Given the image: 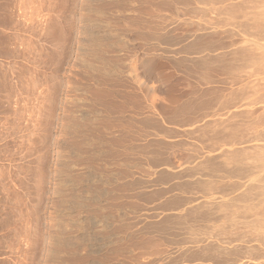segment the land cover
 Returning <instances> with one entry per match:
<instances>
[{"label":"rangeland","instance_id":"rangeland-1","mask_svg":"<svg viewBox=\"0 0 264 264\" xmlns=\"http://www.w3.org/2000/svg\"><path fill=\"white\" fill-rule=\"evenodd\" d=\"M187 1L188 0H180V1L179 0L177 1L176 0L175 1L174 0H168V1L167 0H65L64 15L63 17H59V25L57 26L59 33L54 34L53 29H55V26L53 28L52 24H50V32L48 35L49 36L48 51H47L48 54L43 56L34 55L32 57H27L23 61L18 62L16 66V71L14 73V81L12 82L11 87L4 88L2 87V85L0 86L1 87L0 92L2 93V95L9 96L11 99L10 104L0 105V114H1L0 117V260L1 261L9 262L10 264H153V262L154 264H161L164 263L165 260L168 261L171 258L173 261L170 259L169 260L170 264H182L181 263L182 261H184L186 264H200V263L202 264L203 261L207 260V258H202V259L200 258L201 260H199V258H194V257H193L194 259H192V257L188 258L183 255V252L185 250L187 251L189 247L190 249L198 247L200 243L198 242V239L202 235L204 236H202L199 240L203 242V243L201 242L202 244H205L204 243L205 238L203 237H208L204 233L205 230L208 228L210 229V227L213 226L214 229L217 230L216 223H214L213 221H215V219L217 220L220 215L214 213L212 216L210 215L211 216L210 218L207 217L209 218V220L206 217L204 219L202 218L203 220L207 219L210 222L211 220H213L212 223L210 224V222H207V220L203 221L201 219V215L194 217L188 215L189 218L188 217L186 218L187 215H185V213L187 212H184L185 215L184 217L183 211H186L189 208L187 206L191 202L193 203L195 201V203L193 204L191 203V206L195 204H199L201 201L210 199L211 195H213L211 199L215 201L214 197H218L220 201L221 194L227 195V189H229L228 187H230V184L233 185L232 183V181H234L233 178L237 179L238 177L235 176L232 178L231 176L233 175L229 177V176H222L221 174H215L217 179H215L214 175H212L213 178L211 176L208 177L209 174H207L208 172L206 170L205 173L204 170L203 172H198L202 170L200 168H197L196 165H199L200 167H202L203 165H201L202 163L197 164L198 163L197 161L199 160V158L201 159V161H203L202 159H204L205 154L207 156L208 155L213 156L214 154L215 156L214 158H217L218 162L219 160L222 161L225 159L223 153L226 148L229 149V151L230 150L237 151L238 149L240 151L241 146L242 147L245 146L246 148L248 145H250V143L245 142L244 144V142L243 143L241 142L242 144L239 143L238 145H235L234 148H228V145L225 146L221 145L222 139L219 140L220 137L219 138L217 137L216 131L215 134L213 133L215 136H213V134L211 135V133L213 132L211 130H216L217 129L216 126L218 124L221 123L222 126H224L223 124H225V126L227 124L228 127V125L230 126L234 124V122L236 121L234 124L236 125V123L238 124L239 120L241 119L243 120L244 117L241 116L237 117L232 112L236 110V108L234 109V107L231 108L230 106H227V104H229L227 102L230 101L229 98H231L228 97V92L230 93L231 90L227 85L228 83L223 82V80L228 81V79L227 76H224L226 74L225 72L223 73L222 71L220 72L221 69L218 67V65L216 66L218 68H215V66H213L214 70L213 67L210 68L212 65H210V67L208 66L207 68L206 66L200 68L203 71L212 69L211 71L208 70L211 74L209 72H207L209 75L205 74L206 72L203 74L206 75V77L210 78V80L208 79L209 82H206L207 79L204 80L205 76L202 75L203 73L202 71H200L198 68L197 70H195L196 66H194L193 64L194 63L193 59H195L196 61L198 59L197 55L204 50L205 51L198 56L199 58L204 56H206L207 58H210L211 56L212 58V56H216V53H220L217 55H223L225 53L226 56H229V57L226 56L225 57L229 59L230 55L227 53L230 52H228L229 50H227L226 47L225 49H221V48L215 49V47L218 46L216 45V43L217 42L219 43V40L220 41L223 40L220 43L221 44L223 43L222 45L224 46L225 44L224 42L226 41L227 43L229 39L227 38L224 41L226 37L224 38L223 37L224 35H222L221 31L215 28L216 19H214L215 16L213 14L200 13L199 12L200 10L198 11V9H196L197 7L195 6V2L193 0H189L188 1L189 3L186 4ZM172 3L174 4L173 6ZM190 7L193 8L196 7V8H194L193 10ZM187 9H189V11L192 9L193 11L189 12ZM195 9L197 11H195ZM140 24L143 26V29L142 26H140ZM150 25L152 29L149 28ZM153 25L155 26L154 30L152 27ZM206 26H209L210 29L209 27ZM211 26L216 30H218L219 33H217L218 31H215V29L213 30L214 32L211 31L212 30ZM204 27H206L207 30L209 29V32L206 29H204ZM200 28H202L203 32ZM152 30L154 31V33L152 32ZM155 30L159 33V35L161 32H165L167 36L164 33H162L161 34L162 36L160 38V36L156 33ZM107 31L108 33H106ZM150 31H151L150 37L153 36V39L154 40L156 39L157 42H159L160 40L159 45L156 41L153 43L154 40L151 41L149 39L150 37L148 32ZM168 31L169 34L167 33ZM197 31L198 33L199 31H201L202 34L205 32L203 34L204 36L206 34L207 35L209 34L208 36L207 35L206 36L207 38H209L208 43L212 40L211 41L212 43L211 42L209 43L212 46L210 47V49L207 48L206 46V49L199 51L198 53L196 52L197 54L196 53L191 54V52H194L196 50L192 51L190 49L187 51V47L184 45V43L185 41H186V45H187V41L188 43H190L191 42L190 40L191 39L193 40L194 37L196 36L195 34L197 33ZM206 31L208 33H206ZM100 32L102 33L105 32L106 35L107 34L108 35L105 36V33L100 34ZM113 32L116 34H114ZM98 33L100 34V37H98L99 36ZM138 33L140 34L138 35ZM155 33L158 35L160 39L156 37L157 35ZM198 33L197 35H199ZM216 33L220 35V37L216 35ZM111 34H113L114 36H111ZM191 34L192 36L190 37ZM147 35L150 42L154 45H157L155 48L152 44H150L151 46L148 44L150 43L149 40L148 43L146 42ZM215 35L219 38H217ZM206 36L204 38L202 37L203 40H205ZM214 36L215 39H217V41L214 40ZM162 37L164 38V40L167 39L166 37H169V40L166 41L173 40L172 41L173 43L170 41L173 46L171 47L173 48L171 49L172 51L168 46L170 42H165V41L163 42ZM118 40L119 41L121 40L120 42L122 43H120ZM142 41L147 44L145 43L143 44ZM205 41H207V39ZM94 42H97L98 45L96 46L97 43ZM203 42L201 39L200 44L202 43L201 45H204ZM208 43L205 45H208ZM140 45L142 47H140ZM92 46L94 49L92 48ZM118 46H120L121 48ZM180 46H182L181 47L183 48L182 50ZM149 48H151V50ZM162 48L165 49L163 50ZM179 48L181 51L183 50L185 51H183L182 53L179 50ZM154 49L159 50V52H157ZM166 49L169 50L167 51ZM173 50H175L174 53ZM206 50L207 53H205ZM224 50L225 51L227 50L226 51L227 53L224 52ZM151 51L153 52L156 51L157 54L159 53L157 55L158 58L160 53L162 55V57L160 56L161 58L164 57L166 58V59L164 58L165 61L163 60L164 63L162 62V60H160L161 61L160 63L164 65L162 69L160 67L162 65L159 64V60L157 56H155L156 53L154 55L151 53L150 54L153 57L152 58L153 60L156 57L154 61L157 62H154L153 60L151 61L150 58L151 56L149 54V52ZM169 51H171V53ZM178 51H180L181 54ZM222 51L223 54H221ZM209 53L210 54L214 53V54L209 55ZM146 54L149 55L150 57H148ZM207 54L209 56H207ZM138 55L143 57L141 59H145V60L147 59V61H149L150 64L152 62L155 67H151L149 62L145 60L144 62L143 60H141ZM184 56L186 59L184 61L186 62L183 61ZM133 57L137 60L140 59V61H137L138 64H136L135 71H137V69H138L137 73H140V71L142 72L144 71L143 73L141 72L142 75L138 74L137 76H134L136 72L133 71L134 72L133 73L130 70L131 69L130 63L131 60L134 59ZM179 57L180 58L183 57L181 58L183 63L181 62V59L179 60ZM101 58L105 60V63L106 61L109 60V65L112 70H114L115 67H118L116 68L117 69L116 72L115 70H114L115 73L109 72L112 70L110 68L107 69V67H109L107 64L108 62L105 65H103L104 62H102ZM169 59L170 60L172 59V62L173 60L175 62H173L172 64ZM176 59L178 60V62L179 61L180 62L176 63L177 62ZM188 60L190 63V64L188 63L189 68L185 66ZM190 60H192V62ZM85 61L87 62V64ZM128 61L129 63H127ZM168 61L170 63L166 64ZM88 62L90 63L89 65ZM91 63L93 64V66L98 65L97 66L98 69L102 68L101 69L102 71L99 70L100 72H96L98 71V69H96L97 67L92 68ZM101 63H102V67H101ZM111 63L113 64L111 65ZM147 63L149 64V66ZM155 63L157 64L155 65ZM174 63L175 65L179 64L182 67L184 66L183 67L184 69L180 68L179 65H178L179 67L177 65L175 66ZM191 63L195 67L193 70ZM145 64L148 66L147 67L149 68L148 70L146 69ZM214 64L216 65V63ZM157 66L158 68L160 67V70L156 68ZM152 68L153 69L155 68L157 72L158 71L160 72L159 73H157L156 71L152 72L153 70ZM163 68L166 72V74L164 75L162 74L163 72L161 71L163 70ZM119 70L120 72H118ZM185 70L188 71L189 75L187 72H184ZM191 70L193 72H191ZM213 71L214 72L218 71L219 75H217L218 73L217 72L214 74V77L210 76L213 75L212 74ZM104 72L107 74L110 73V75L104 74ZM117 72L119 74H117ZM168 72L170 76L167 74ZM131 73L133 76L131 75ZM160 73L164 77H166L165 75L169 77L164 78L162 76L161 78L160 77L161 75H159ZM191 73L195 74L196 77L200 75L199 77L203 79L200 81L199 77L197 79L195 78V75H193L194 77L191 76L192 75ZM148 74H150L149 76L153 75V77L152 76L150 77L152 78V80L149 78ZM154 75H157L159 77L157 78ZM215 75H216V79L218 78L217 79L218 81L214 80L213 82V79H215ZM131 76L133 78L134 77L135 78L138 77V78L133 80ZM141 76L143 77L141 78ZM139 78L140 80L142 79V81H139L140 83L136 82L137 80H139ZM160 78L161 79L164 78L163 80L168 78L167 80L168 81L170 80L171 83L172 82L173 83L171 84L170 81L168 82L167 80L166 82L164 81L163 83H161L162 81H160ZM219 79H221L222 81ZM126 80H128V82ZM203 80L204 82H202ZM149 81L152 84H154L151 85V88H149L150 87L149 85L150 83H148ZM210 81L211 83L213 82L212 85H214L215 88L214 86H211ZM215 81H217L216 84ZM144 82L148 84L142 85L144 84ZM167 82L169 83L170 86L167 85L168 84ZM137 83L139 85L141 84L142 86L140 85L141 87H139ZM162 84L163 86L165 85L166 87L168 86L171 88H172L171 85H173L174 90L172 89L169 91V89L171 88L167 87L169 93L173 91L171 92L173 95L172 96L170 95L172 101H174L173 100L175 96L174 93H176L175 100L177 99L176 98L177 96L178 99H180L179 98L180 96L181 98L184 97L181 99L180 103L185 100L184 101L185 104L183 103L185 105L184 106L185 114H183L184 113V110L182 109L183 107L181 108L178 105L179 103V101H177L178 99L176 100L178 105L176 108L174 107L176 106V103L173 104L174 106L171 104V102H169L170 104L169 103L167 104L169 99H166L167 94L166 95L164 94L166 92L163 89L165 87L163 86H162L163 88L161 87ZM133 85L134 86L138 85L137 87L139 88L144 87L145 89L144 88L137 89V87L136 86L134 87ZM222 85H223L222 89L228 88L229 90L227 89L228 92L225 90V93H227L225 94L223 93L224 91H222L221 89L220 92H222L223 95L221 94L218 96L219 93L218 91L220 88L219 86ZM189 86H191V88L188 89ZM193 86L196 90L193 88ZM131 87H133L134 89ZM212 87L213 90L211 89ZM135 88L138 90V92H136ZM148 89L155 90V92H152L150 90V92L152 93L150 94ZM207 89H210L209 90L210 96ZM130 90L132 93L130 92ZM143 90H146L147 93L149 92L148 93L149 95H147V93H145ZM175 90L177 91L175 92ZM199 90L202 91V93L203 92L205 93L207 90L206 93L208 95L206 94V96L208 97L206 96L204 97L205 94L201 96L200 93H197ZM156 92H158L157 98L156 96H154L156 95ZM136 93H139V95H137ZM196 93L199 95H197ZM135 94L137 95V97ZM142 94H144L145 96ZM184 95L187 97H185ZM194 95L198 96L197 99L195 100L198 101L200 100V102L202 101L203 98L205 100V98H210L211 95L212 97L213 95H215V97H219V98L213 97L212 99L213 100L217 99V100L212 101L211 98H210L211 101L207 99L206 100L208 102L210 101L211 103L213 102H217L219 104L221 103V105L225 103V106L227 107V109H229V111L226 110V107H222L223 105L221 106L217 104L218 106H221L220 108L222 109L225 108V110L221 109L220 111V108L215 103L211 104L210 107L207 105L208 102L206 100L205 101L207 102V104L204 103V101L203 103L201 102L200 104V102L194 101V97H195ZM224 95H227L225 96V98L227 99L228 97L229 99V100L227 99L228 101L227 100L225 101V99L223 100ZM146 96L147 97L149 96V98L155 97L156 98L155 101H157L158 103L159 100V104L157 105V103L154 102L153 107H151L152 101L147 99ZM190 96L191 97L194 96V97L190 98ZM186 98L190 100L188 101ZM165 99L166 102H162L165 101ZM218 99H220L221 102H219ZM222 100L224 102H222ZM186 101L191 103L192 101H194V103L195 102L199 103V104L195 103L198 108L196 107V105L194 108L193 107L194 104L191 108L190 103L188 104ZM232 102L233 101L231 100L229 105H231ZM149 103L150 105L148 106ZM155 103L158 106V107L156 106L157 108L154 107ZM186 104L188 105L186 106ZM203 104H206L207 108L204 107ZM170 105L173 106L174 108H172ZM199 105L200 106L202 105L201 106L202 108L204 107L203 109H201L202 111L199 109L200 107ZM188 106H189V110L187 109ZM257 106L259 105H256L255 108H257ZM178 107L181 113H178L179 111L178 112L176 111L178 110L177 109ZM152 108H154V110ZM190 108L192 110L193 108L195 109L193 110V113L195 111V114L190 113L192 112ZM186 109L188 110V112L190 111L189 112L190 114H192V117L194 118L193 121L190 120V118L192 117H190L191 115L188 114ZM212 110L213 112H211ZM200 111L202 114H204L205 112L207 114L204 115L201 114L203 116L201 117V115H199ZM226 111H228L227 112L228 114L232 112V114L236 116L237 119L236 117L232 118L231 117L232 115H228L227 113L226 114L228 116H225L224 113ZM173 112H177L179 115L180 114H182L183 116L185 115V117L182 116L183 118H185V120L181 116H178L177 113L175 114ZM186 114L189 115V118L187 117ZM5 115L9 116V120L4 119ZM148 115L150 117L152 116L151 118L153 119H151ZM176 115L180 119L184 120L183 121L184 123L187 117V119H189L188 122L191 121L189 122L190 124L193 122L191 124L192 126L187 122L186 124L181 123L182 120L177 119L178 117ZM226 117H228V119L232 118V120L234 121L231 120V124H230L228 123L230 122V120H228L227 122ZM216 118L217 121L215 120ZM219 118H221L222 120ZM154 119L157 121H155ZM142 120L143 121L145 120L146 122H143ZM150 120L152 123L150 122ZM223 120H226L225 121L226 123L225 122L222 123ZM203 122L205 123L208 122L206 123V125H210V124L212 125L213 123V125L211 126L212 128L214 127L215 124L216 129L215 128L211 129L210 126H207L209 128L205 130L206 126L203 127L202 125L204 124H201ZM147 123L148 126L146 125ZM8 124L10 126L9 130L5 129V126H8ZM198 127L199 128L203 127L204 128L203 130L206 131L207 133L203 132V130L200 129L202 131L201 134V131H198L199 129L196 130ZM186 130L187 131L189 130L190 132L189 131L187 132ZM242 130H238V131L242 132ZM203 133L206 134L204 135ZM242 135L241 138H243ZM202 136H204L203 138L206 137L207 139L206 138L200 139V137L202 138ZM212 136L214 138L216 137L217 140L219 141L218 143L217 140L213 138V140H216L214 143L217 142L219 144L218 145L216 143L218 146H216L215 144L216 148L213 145L214 144L212 142L213 140H211ZM238 139L240 140V137ZM153 143L154 145H152ZM254 143H260V142H254ZM250 146H251V148L249 147L250 150L254 148L252 147V144ZM155 147L156 149L160 150V152L156 150ZM212 147L215 149H213ZM151 149L154 151L150 152ZM193 149L195 150L193 151ZM242 149H244V147ZM207 151H209L210 153L208 154ZM218 151L222 154H220ZM245 152L248 153L247 149ZM251 152L253 153V149ZM251 152H249L250 155L252 154ZM150 153L153 155H151ZM226 153L228 152L226 151ZM215 154L217 156L218 154L219 156L222 155L223 157L219 158V156L217 157ZM147 158L149 159L148 160L149 162L147 161ZM150 159L153 160L154 163H152ZM214 161H216V159ZM220 162L218 164H220ZM159 163L161 165H159ZM192 165H195V167ZM189 167H191L190 168L191 170L189 169ZM192 168L193 169L196 168L198 172L197 173L198 176L199 173H202L201 174L202 176L200 175L199 176L200 178H198V176H196L197 174L195 173L196 169L193 170ZM202 168H204V166ZM184 170H186L188 174ZM156 171L158 172L160 171L159 172L160 175H158L159 173ZM179 173L182 175H180ZM205 174L206 176L208 175L206 179L208 180L209 178V180L211 179L212 182L216 180L215 182L217 183L218 178L224 179V180L222 179L218 180V182L221 180L223 181V182L221 181L220 185H218L220 183L219 182L217 183L218 186H216V183L215 186L214 185L212 186V188L213 187L215 188V190L213 189L214 191L217 190L218 191L217 194L212 190L211 191L215 194L209 191L210 193L206 195L207 197L209 196L208 199H206L205 196L207 190L205 189L206 190L205 192V190H203L201 187L199 188V186H197L198 188L197 187L196 188L201 190L199 192L192 193L194 189H195L194 191H197L195 186L198 184L199 181L205 179L204 178L206 177ZM189 175H191V177ZM219 175L220 177H217ZM227 177H229L230 179V180L227 179V181L231 182L229 183V185L228 184L226 185L227 181L225 178ZM191 178H194L193 179L194 183L193 181H191L192 180ZM185 179L187 180L189 179L190 182L188 181L186 183ZM180 182H182L183 185L190 184V188H193L192 192L191 189L189 188V185L185 186L186 188L188 187L186 189L183 188L184 186L181 187L182 183ZM184 182L186 184H184ZM191 182L194 185H192ZM224 182H226L225 185L227 186V189L225 185H224L225 188L223 187ZM131 183H135L137 185ZM178 185H180L179 189L177 187ZM233 187L234 186H232V188L230 187L231 190L229 189L228 191L230 193V194L228 193L229 197L232 195L234 197V195H237L239 191L237 189V191L235 190L233 192L232 190ZM180 189L181 190L185 189V190L181 191ZM189 189L191 193L189 192ZM136 190H138L137 191L138 193L136 192ZM187 190L188 192H185ZM150 191H152L153 194ZM139 193H141L142 195ZM158 193H160L161 195ZM181 196H183L184 199L185 197L187 199V196L188 197L190 196L189 199L191 201L188 199L189 201L187 202ZM172 197L175 200H173ZM192 197H195L194 201H192L193 200ZM223 197L222 200L225 199L228 200V196H226L225 199H223ZM182 199L187 203L189 202L190 203L186 205L187 203L186 204L183 203V201H181ZM62 200H64V202H62ZM66 200H68L67 203L65 202ZM176 200L179 201L178 203H182V204H178ZM173 201H176L175 204L176 205L178 204V206L176 205H175L176 207L173 206V204H171L173 203ZM59 202L60 203L62 202L63 204L62 203L61 204L64 206V208L66 206L68 210L66 208L65 210H63L64 208L63 206H61ZM58 204H60V206ZM78 204H80V206ZM164 204L167 206H165ZM180 205H184L183 206L184 208L187 207L186 210L182 206L179 207ZM158 206L160 209L158 208ZM168 207L169 208L172 207L173 209L169 210ZM62 211H64V213ZM179 213L181 214L178 215ZM175 214L178 215L180 221L177 220ZM61 215L62 217H60ZM165 215L167 219L164 217ZM168 215L171 217L170 220L174 217L175 218L172 219L171 222H169L170 220L168 219L169 218ZM182 216L185 219H188L189 221L188 220L183 221L184 218ZM195 217H197L198 220L201 219L202 221L200 220L198 221ZM213 217H215V219H213ZM191 218L196 219L198 222H202V223L204 222L203 226L201 223L202 229H197L196 226L197 225L199 226L200 223L197 224V222L194 221V219L191 220ZM173 220L179 221L180 224L184 222V225L183 224L181 226L179 224L178 225L180 228L183 226L182 229L184 230L187 228V231L185 230L186 232H184L183 230H180L175 221L174 223H172ZM163 221L165 222V225L163 224L164 223ZM190 221L191 222L194 221V222L191 223ZM151 223L152 225L154 223V225L151 226ZM159 223L161 225L163 224L164 225V226L162 225L163 227H166L168 225L169 231L171 232H168L167 230L168 228L163 229L162 226H161L162 228L161 230L162 231L167 230V231L160 232L161 231L160 228L158 229V226L160 225ZM169 223H171V225L172 224L174 225L176 223V225L174 226L175 228L171 226L172 228L171 229ZM195 223L197 224L196 226ZM205 223L207 225H205ZM157 224L159 225L157 226ZM185 224L186 226L188 224L190 225L186 227ZM189 226H191L192 229H194L195 227L194 233L196 232V234L193 233L192 235H195L193 237L199 235L198 230L200 231L201 234H202V230H204L203 232L204 234H202L201 236L199 235L198 239H197L198 236L195 238V240L198 243H195L196 241L195 242L193 241L195 244H191L192 246L197 244L194 247L188 245L192 243V241L189 238L190 236L193 240L192 235H189L190 232H193V230L189 228L191 231L188 232ZM213 230L212 232L211 229L207 231L209 233L210 232L215 233L216 230H214L215 232ZM84 233L85 234L89 233V235L83 236L82 234ZM185 235H186L185 241L188 243L185 242L186 244H182V242L184 243V241L182 240H184ZM187 235L189 236L188 238ZM81 236H83V238H85L86 240H84ZM87 236L89 237L87 238ZM212 237L215 241L216 236L214 235H211L210 237L206 238V240L210 238L209 240L212 241L213 240ZM176 240L177 241L180 240V242L175 243ZM216 240L217 242H220L218 239ZM169 241L171 242L169 243ZM175 244H177L178 246ZM181 244L182 246H180ZM172 247L173 249H171ZM167 250L173 253L171 252L168 253ZM175 250L176 251L178 250L177 254ZM165 251L166 253H164ZM179 251L182 252V254H180ZM171 254L173 255L172 257ZM164 255L167 256L165 257ZM159 257L161 258L159 259ZM174 257L176 258L178 257V258L174 259ZM156 259L157 261H155ZM196 259L198 260V262ZM211 260L212 259H208V261ZM249 260L253 261L251 262V264L253 263L256 264L260 261V260L257 261L256 259L255 260L249 259ZM169 261L167 263H169ZM244 261L246 262L245 258ZM244 261L241 260L238 263ZM250 261H248L247 264H250L249 263ZM206 262L207 261H205L204 264ZM211 262L212 264H216L215 261L214 262L211 261ZM230 262L232 263L233 261L230 260ZM207 263L209 264L210 262Z\"/></svg>","mask_w":264,"mask_h":264},{"label":"bare ground","instance_id":"bare-ground-1","mask_svg":"<svg viewBox=\"0 0 264 264\" xmlns=\"http://www.w3.org/2000/svg\"><path fill=\"white\" fill-rule=\"evenodd\" d=\"M168 1V0H167ZM175 1V0H174ZM177 1V0H176ZM180 1V0H179ZM189 1V0H188ZM186 2V4L187 3H189V2ZM194 2H195V6L197 7H194V8H196V9H198V11L200 12V13H211V14H213L214 16H215V18L214 19H216V22H215V28L216 29H219L220 31H221V33H222V35H224L223 37L225 38H223L224 39V41L228 38L229 39V41L226 43V41L224 42L225 44H224V46L220 43V42H222V41H220L219 39V43L221 44H219L218 42L216 43L215 41H217V39H215V36L216 35H218L217 33H219V31L218 30H216L215 28H213L212 26V30L211 31H213L214 29H215V31H218L217 33H216V35L214 36V42L216 43V45H218V46H214L215 47V49L216 48H221V49H225V47L227 48V50H229L228 52H230V53H227L225 50H224V52H226L227 54H229L230 55V58L229 59H227L226 57H229V56H226V54L224 53L223 54V51L221 52V54H223V55H217V54H220V53H216V56H212V58H211V56H210V58H207L206 56H204V57H198L201 53H203L205 50L204 49H206V46H207V48H209L210 49V47L212 46L211 44H209L208 43V39L209 38H207V36L209 35H205L206 36V38H205V40L207 39V41H205V40H203V38L205 37L203 34L205 33H201V31H199V33H198V31H197V33L199 34V35H197V33L195 34L196 36L194 37V39L192 40H190L191 42L190 43H188V41H187V45H186V41H185V43H184V45L187 47V51L188 50H192V51H194V50H196V51H194V52H191V54L192 53H198L199 51H202V50H204V51H202V52H200V54H198L197 55V60L195 61V59H193V64H194V66H196V69L195 70H197V68L200 70V71H202L203 73H202V75L205 73V74H207V75H209L207 72H209L208 70H210V69H208L207 71H203L202 69H200L201 67H205L206 66V68L209 66L210 67V65H212L210 68H212L213 66H215V68H220L221 70H220V72L222 71V73L223 72H225L226 74L224 75V76H227V79H228V81H226V80H223V82H227L228 84V86H229V89L231 90V92L229 93L228 91H227V89L228 88H225V89H222L223 88V85L222 86H219L220 88H219V93H218V96L219 95H223V93H225V90L228 92V97H231V98H229L230 99V101L232 100L233 102L231 103V105H229L230 104V101H228L229 99H228V97H227V99L225 98V96H227V95H224V97H223V100L225 99V101L227 100L228 102L227 103H229V104H227V106H230L231 108L232 107H234V109L236 108V110L237 109H239V110H234V111H236V112H234V111H232L231 109V111L233 112V114L234 115H236L237 117H239V116H241V117H244L243 118V120L241 121V120H239V122H238V124L236 123V125H234L235 124V122H234V124H232V125H228V127H227V124H226V126H225V124H223L224 126H222V124L220 123V124H218V125H220V126H216L217 127V129L215 128V124H214V127L212 128L211 126L213 125V123H212V125L210 124V125H206V123H208V122H203V123H201V124H204V125H202L203 127H205V130H207L209 127H207V126H210L211 127V129H216V130H211V129H209V130H211V131H213L212 133H211V135L214 133L215 134V131H216V135H217V137L219 138V140H221L222 141V146H225V145H228V148H234V146L235 145H238L239 143H243L244 142V144H245V142H248V143H250V145L252 144V147H254V148H252L253 149V153L251 152L252 151V149L250 150V148H251V146L250 145H248L246 148H245V146H243L244 147V149H242L243 147L241 146L240 147V151H239V149L236 151V150H230L229 151V149H227L226 147V149H225V151H224V160H219V162H220V164H218L219 162L217 161V158H214L215 156H214V154H213V156H207L206 154V156L204 155V159H202L203 161H201V159L199 158V160L197 161L198 163L197 164H201V165H203L204 166V168H202V167H200L199 165H196L197 166V168H200L202 171H198V172H203V170H204V173H205V170L208 172L207 174H209V176L208 177H212V175H214L215 176V179H217L216 178V175L215 174H221L222 176H231V175H233V176H231L232 178L233 177H238L236 180L233 178V180L234 181H232V183H233V185L232 184H230V187L232 188V186H234L233 187V192L236 190L237 191V189L239 190L238 191V193H237V195H234V197H233V195L232 196H230L229 197V189H230V187H228L229 189H227V184L229 185V183H231V182H229V181H227V179L228 180H230L229 179V177H227V178H225L226 179V181H227V183L226 182H224V184H223V187H224V185H225V183H226V185H225V187H226V189H227V195L225 194H223L224 195V197H223V195L221 194V197H220V201H219V199H218V197H214V199H215V201L213 200V199H211V197H213V195H211L210 196V199H208V197L206 196L208 193H210V192H215L216 194H217V191H214L215 190V188L213 187L212 188V186L214 185L215 186V181L214 182H212V180L210 179L209 180V178H208V180L206 179L207 178V176H206V174H205V176L206 177H204L205 179H202V181H199L198 182V184L195 186V188L197 187V186H199V188L201 187L203 190H207V192H206V190H205V192H203V193H205V196H206V199H208V200H205V201H199L200 203L199 204H195V205H192L191 206V203L189 204V203H187L190 199H189V197L187 196V199H186V197H185V199H184V197L183 196H181V197H183V199L184 200H186V201H184L183 199L181 200V201H183V203H187L186 205H188L187 207H189L187 210H186V208H184L183 206L185 205H180L179 207H183L186 211H183V215H184V212H187V213H185V215H187L186 216V218L188 217V215L190 216H200L201 215V219L203 218H207V217H211L214 213H217V214H219L220 216H219V218L216 220L215 219V217H213V219H215V221H213V220H211V222L210 221H208L209 220V218H207L206 220H207V222H210V224L212 223V221L214 222V223H216V228H217V230L216 229H214V226L213 227H210V229H211V232H212V230L214 229V230H216V234L215 233H209L208 231L210 230L208 227H206V228H208V229H206L205 230V232H204V230H202V234H204L205 233V235H207L208 237H210L211 235H214V236H216L215 237V241H214V239H213V237H212V241H210L209 239V241L208 240H206V238H208V237H203V238H205L204 239V243L205 244H202L203 242L202 241H200L199 239L202 237V236H204V235H202L201 233H200V231L198 230V234L201 236L200 238H199V235H197L196 237H197V239H198V242H200L199 243V246L198 247H196V248H192V249H190V247L188 248V250L186 251H184L183 252V255L184 256H186V257H188V258H191L192 257V259H194V258H199V260H201L202 258H207V260H205V261H207V262H210L209 264H212V262L211 261H215V263L216 264H228V263H230V264H237L238 262H240L241 260L242 261H244V258H245V260H246V262L244 261V262H241V263H238V264H247L248 263V261H250L249 259H256L257 261H259L258 263H256V264H264V0H193ZM193 2V3H194ZM171 3V2H170ZM183 3V2H182ZM178 4V3H177ZM198 6H197V5ZM174 4L172 3V6H173ZM193 5V4H192ZM171 6V5H170ZM186 6V5H185ZM185 6H183V7H185ZM180 7H182V6H180ZM189 7V6H188ZM175 8V7H174ZM177 8V7H176ZM187 8V7H186ZM190 8H192L193 10H194V8L193 7H190ZM180 9V8H179ZM190 10L189 11V9H187L189 12H192L193 10ZM195 9V11H197ZM183 10V9H182ZM173 12H175V11H173ZM188 12V13H189ZM139 19V18H138ZM138 22V21H137ZM213 22V23H214ZM142 23V22H141ZM136 25H138V24H136ZM143 25H145V24H143ZM212 25H214V24H212ZM140 26H142L141 24H140ZM135 27H137V26H135ZM153 27V30H154V25L152 26ZM206 27H209V26H206ZM206 27H204V29H206L207 30V28ZM139 28V27H138ZM150 29H152L151 28V25H150V27H149ZM148 28V29H149ZM203 28V27H202ZM202 28H200L201 30H202ZM142 29H143V26H142ZM149 29V30H150ZM156 29V28H155ZM199 29V28H198ZM209 29H210V27H209ZM209 29L207 30L208 32H209ZM135 30V29H134ZM145 30H146V28H145ZM152 30V32L154 33V31ZM104 31V30H103ZM156 31V30H155ZM166 31V30H165ZM170 31V30H169ZM169 31L167 32L168 34H169ZM206 31V33H208ZM202 32H203V30H202ZM214 32V31H213ZM212 32V33H213ZM92 33V32H91ZM102 32H100V34H101ZM105 33V32H104ZM104 33H102V34H104ZM106 33H108V31L106 32ZM106 33H105V36H107L106 35ZM109 33H111V32H109ZM114 33V32H113ZM140 33H142V32H140ZM140 33H138V35L140 34ZM145 33V32H144ZM149 33V37H150V33H151V31L150 32H148ZM156 33L159 35V33L156 31ZM155 33V34H156ZM162 33H164L165 35H166V33L165 32H161L160 33V38H161V34ZM201 33V34H200ZM211 33V32H210ZM220 33V34H221ZM93 34V33H92ZM92 34H90V35H92ZM99 34V33H98ZM98 34H97V36H98ZM100 34H99V36L98 37H100ZM114 34H116V33H114ZM146 34V33H145ZM156 34V35H157ZM193 34V33H192ZM192 34L190 35V37L192 36ZM153 35V34H152ZM156 35H154V36H156ZM158 35L156 36V37H158ZM214 35V34H213ZM212 35V36H213ZM103 36V35H102ZM101 36V37H102ZM111 36H114L113 34H111ZM164 36V35H163ZM167 36V35H166ZM169 36V35H168ZM171 36V35H170ZM212 36H209V37H212ZM219 37H220V35H218ZM172 37V36H171ZM170 37V38H171ZM192 37V38H193ZM203 37V38H202ZM217 37V36H216ZM219 37H217V38H219ZM222 37V36H221ZM105 38V37H104ZM110 38V37H109ZM113 38V37H112ZM121 38V37H120ZM152 38V39H151ZM159 38V37H158ZM157 38V39H158ZM159 38V39H160ZM163 38V37H162ZM167 39H165L164 40V38L162 39L163 40V42L165 41V42H170V41H166V40H169V37H166ZM94 39H95V37H94ZM98 39H100V38H98ZM117 39V38H116ZM140 39H141V37H140ZM144 39V38H143ZM151 41H153L154 39H153V36L152 37H150L149 38ZM148 35H147V38H146V42L148 43ZM173 39V38H172ZM201 39H202V42L203 41H205V42H203V44L204 45H201L200 44V41H201ZM212 39V38H211ZM102 40V39H101ZM100 40V41H101ZM126 40V39H125ZM124 40V41H125ZM150 40H149V42H150ZM161 40V41H162ZM95 41V40H94ZM107 41H109V40H107ZM119 41V40H118ZM121 41V40H120ZM119 41V42H120ZM156 41V39L153 41V43ZM173 41V40H172ZM171 41V42H172ZM129 42H131V41H129ZM157 42V41H156ZM171 42L168 44V46H169V48H170V50L171 49H173V48H171V47H173L172 46V44H171ZM177 42V41H176ZM214 42H213V44H214ZM94 43H97V42H94ZM113 43V42H112ZM120 43H122V42H120ZM128 43V42H127ZM126 43V44H127ZM141 43V42H140ZM142 43L144 44L145 42H143L142 41ZM147 43H145V44H147ZM158 43V45H159V43H160V40H159V42H157ZM156 43V44H157ZM173 43V42H172ZM208 43V45H205V44H207ZM212 43V42H211ZM115 44H117V43H115ZM125 44V43H124ZM143 44H142V46H143ZM149 45L150 44H152L151 42L150 43H148ZM162 44V43H161ZM166 44V43H165ZM177 44V43H176ZM98 45V43L96 44V46ZM110 45V44H109ZM153 46H154V48L157 46V45H154V44H152ZM174 45V44H173ZM183 45V46H184ZM91 46V45H90ZM96 46H95V48H96ZM121 46V45H120ZM120 46H118V47H120ZM124 46V45H123ZM141 45H140V47H142ZM151 46V45H150ZM165 46V45H164ZM167 46V47H168ZM99 47V46H98ZM131 47V46H130ZM137 47V46H136ZM144 47H145V45H144ZM147 47V46H146ZM182 46H180V48H181ZM228 47H229V49H228ZM232 47V48H231ZM234 47V48H233ZM92 48H93V46H92ZM110 48H111V46H110ZM121 48V47H120ZM148 48V47H147ZM158 48V47H157ZM156 48V49H157ZM166 48V47H165ZM164 48V49H165ZM180 48H179V50H180ZM230 48H231V50H230ZM89 49V48H88ZM88 49H87V51H88ZM91 49V48H90ZM94 49V48H93ZM140 49V48H139ZM144 49H146V48H144ZM150 50H151V48H149ZM153 49V48H152ZM156 49H154V50H156ZM163 49V48H162ZM162 49H161V51H162ZM163 49V50H164ZM183 48H181V50H182ZM220 49V50H221ZM98 50V49H97ZM128 50H130V49H128ZM149 50V51H150ZM167 50V49H166ZM169 50V49H168ZM167 50V51H168ZM177 50V49H176ZM180 50V51H181ZM213 50V49H212ZM90 51V50H89ZM157 52H159V50H156ZM156 51L155 52H153V51H151V52H149V54L151 53V54H155L156 53ZM172 51V50H171ZM171 51H169L170 53H171ZM174 51L175 50H173V53H174ZM180 51H178L179 53H180ZM183 51H185V50H183ZM183 51H181L182 53H183ZM186 51V52H187ZM144 52V51H143ZM209 52V51H208ZM164 53V52H163ZM189 53H190V51H189ZM188 53V54H189ZM196 53V54H197ZM205 53H207V50H206V52ZM204 53V54H205ZM211 53H212V51H211ZM132 54V53H131ZM135 54V53H134ZM144 54V53H143ZM151 54H150V56H151ZM159 54V53H158ZM157 53H156V55L155 56H157L158 55ZM166 54H168V53H166ZM176 54H178V53H176ZM181 54V53H180ZM214 54V53H213ZM213 54H210L209 53V55H213ZM97 55V54H96ZM147 55V54H146ZM171 55V54H170ZM194 55V54H193ZM203 55V54H202ZM208 54H207V56H209ZM91 56V55H90ZM95 56V55H94ZM139 56V55H138ZM138 56H137V58H138ZM148 57H150L149 55H147ZM154 56V57H155ZM162 57V55H161V53H160V55H159V58H158V56H157V58H158V60H159V64L160 65H162V66H160L161 67V69H162V67L164 66L162 63H160L161 61L160 60H162V62L164 63V58H161ZM226 56V57H225ZM96 57V56H95ZM140 57V59L141 58H143L142 56H139ZM147 57V58H148ZM167 57V56H166ZM97 58V57H96ZM134 58V57H133ZM144 58H145V56H144ZM151 58V61L153 60L152 58V56L150 57ZM156 58V57H155ZM155 58H154V60H155ZM161 58V59H160ZM181 58H183V57H181ZM180 57H179V60L181 59ZM102 59V58H101ZM100 59V60H101ZM140 59H133V60H131V63H130V70L133 72H136L135 74H134V76H137L138 74H140V75H142V73L144 72H142V71H140V73H137L138 72V69H137V71H135L136 70V64H138V62L137 61H140ZM166 59V58H165ZM92 60V59H91ZM141 60H145V59H141ZM148 60H150V59H148ZM153 60V61H154ZM164 60V61H163ZM170 60V59H169ZM177 60V59H176ZM184 60H186L185 59V56H184V58H183V61ZM83 61V60H82ZM94 61V60H93ZM145 61H147V59L145 60ZM144 61V62H145ZM171 61V63L173 64V62H175L174 60H173V62H172V59L170 60ZM191 62H192V60H190ZM86 62V61H85ZM102 62H104V64L103 65H105L107 62V64H108V66L109 67H107V69L108 68H110V65H109V60L108 61H106V63H105V60H103L102 59ZM126 62V61H125ZM124 62V63H125ZM147 62H149V61H147ZM154 62H157V61H154ZM180 62V61H179ZM178 62V60H177V62L176 63H179ZM181 62H182V59H181ZM184 62H186V61H184ZM127 63H129V61L127 62ZM141 63V62H140ZM139 63V64H140ZM170 62L168 61L166 64H169ZM183 63V62H182ZM189 60H188V62H187V64L185 65V64H183V65H185V66H187L188 68H189ZM214 63H216V65L214 64ZM86 64H87V62H86ZM90 63L88 62V65H89ZM92 64V63H91ZM113 63H111V65H112ZM115 64V63H114ZM148 64V63H147ZM149 64H150V62H149ZM149 64H148V66H149ZM157 63H155V65H156ZM181 64V63H180ZM193 64L191 63V66L193 67H190V68H192V70L195 68L194 66H193ZM85 65V64H84ZM117 65V64H116ZM115 65V66H116ZM141 65H144V64H141ZM146 65V64H145ZM153 65V63L151 62V64H150V66L151 67H155L154 65ZM174 65H175V63H174ZM177 65V64H176ZM175 65V66H176ZM179 65V64H178ZM177 65V66H178ZM218 65V67H216ZM98 66V65H97ZM97 66H93V64H92V68H96ZM119 66V65H118ZM121 66V65H120ZM147 65H146V69L148 70L149 68H147L148 67ZM170 66V65H169ZM174 66V67H175ZM180 66V68H183L181 65H179ZM178 66V67H179ZM197 66H199V67H197ZM101 67H102V63H101ZM113 67V66H112ZM143 67V66H142ZM141 67V68H142ZM160 67L158 68V66L156 67L157 69H159L160 70ZM167 67V66H166ZM186 67V68H187ZM89 68V67H88ZM106 68V67H105ZM116 68H118V67H115V72H116ZM145 68V67H144ZM169 68V67H168ZM96 69H98V67L96 68ZM95 69V70H96ZM102 68H100V69H98V71H96V72H100V71H102L101 70ZM111 69V68H110ZM153 69V68H152ZM155 69V68H154ZM152 70V72H154V71H156V69L155 70ZM184 69V68H183ZM204 69V68H203ZM94 70V69H93ZM100 70V71H99ZM106 70V69H105ZM104 70V71H105ZM112 70V69H111ZM114 70H112V71H109V72H113V73H115L114 72ZM120 70H121V67H120ZM120 70L118 71V72H120ZM122 70H123V68H122ZM129 70V71H130ZM142 70V69H141ZM144 70V69H143ZM151 70V69H150ZM163 70H164V68H163ZM163 70H161L162 72V74L164 75V74H166V72H165V70L163 71ZM182 70V69H181ZM188 70V69H187ZM187 70H185L184 72H187L188 73V71ZM191 70V72H193ZM194 70V71H195ZM212 70V69H211ZM210 70V71H211ZM213 70H214V67H213ZM215 70H217V69H215ZM219 71V70H218ZM218 71H216V72H212V74L213 75H210V76H212V77H214V74L215 73H217ZM117 72V74H119ZM123 72V71H122ZM133 72V73H134ZM142 72V73H141ZM157 72V71H156ZM155 72V73H156ZM160 71H158L157 73H159ZM198 72V71H197ZM91 73V72H90ZM161 73L159 74V75H161ZM186 73V74H187ZM199 73V72H198ZM201 73V72H200ZM210 73V72H209ZM103 74V73H102ZM104 74H107V73H105L104 72ZM169 76H170V74H169V72L167 73ZM185 74V75H186ZM192 74V73H191ZM195 74H196V72H195ZM195 74H192L191 76H193V75H195ZM211 74V73H210ZM221 74V73H220ZM107 75H110V73H108ZM131 75H132V73H131ZM150 74H148V76H149ZM163 75H161L160 77L162 78V76ZM188 75H189V73H188ZM187 75V76H188ZM217 75H219V72L217 73ZM222 75V76H223ZM105 76V75H104ZM117 76H119V75H117ZM121 76V75H120ZM127 76V75H126ZM133 76V75H132ZM131 76V77H132ZM152 77H153V75H151ZM151 76H149V78L151 77ZM154 76H156L157 78L159 77V76H157V75H154ZM166 77H169V76H167V75H165ZM200 76V75H199ZM199 76H197L196 77V75H195V78H197L198 79V77ZM203 76H205L204 78V80H206L207 79V81L206 82H209L208 81V79L210 80V78H208V77H206V75H203ZM202 76V77H203ZM223 76V77H224ZM103 77V76H102ZM122 77V76H121ZM143 76H141V78H142ZM155 77V78H156ZM164 77V76H163ZM166 77H164V78H166ZM171 77H172V75H171ZM194 77V76H193ZM133 78V77H132ZM136 78H138V77H136ZM135 77L133 78V80H135L136 79ZM160 78V81H162L161 83H163L164 81L166 82V80L168 79H165V80H163V79H161ZM200 78V81L203 79H201V77H199ZM151 80H152V78H150ZM218 79V78H217ZM216 79V75H215V79H213V82H214V80H217ZM221 79H222V77H221ZM221 79H219V80H221ZM224 79V78H223ZM154 80V79H153ZM158 80V79H157ZM204 80L202 81V82H204ZM123 81V80H122ZM127 82H128V80H126ZM139 81H142V79L140 80V78H139V80H137L136 82H139ZM147 81V80H146ZM156 81V80H155ZM168 81V80H167ZM170 81V80H169ZM168 81V82H169ZM197 81H199V80H197ZM211 81H212V78H211ZM211 81H210V83H211ZM218 81V80H217ZM217 81H215V84H216V82ZM222 81V80H221ZM220 81V82H221ZM135 82V81H134ZM135 82V83H136ZM157 82V81H156ZM155 82V83H156ZM167 82V83H168ZM205 82V83H206ZM212 82V83H213ZM125 83V82H124ZM140 83V82H139ZM143 83V82H142ZM148 83H150L149 85H150V87H149V85H148V87L149 88H151V85H154V84H152L150 81L148 82ZM148 83H146V82H144V84H142V85H145V84H148ZM158 83V82H157ZM156 83V84H157ZM166 83V84H167ZM170 83H171V81H170ZM173 83V82H172ZM171 83V84H172ZM212 83H211V86H214V85H212ZM138 84V83H137ZM175 84V83H174ZM193 84V83H192ZM204 84V83H203ZM221 84V83H220ZM139 85V84H138ZM137 85V86H138ZM141 85V84H140ZM139 85V87H141ZM168 86H170L169 85V83L167 84ZM176 85V84H175ZM174 85V86H175ZM190 85V84H189ZM226 85V84H225ZM122 86H123V84H122ZM128 86V85H127ZM134 86V85H133ZM136 86V85H135ZM134 86V87H135ZM136 86V87H137ZM159 86V85H158ZM163 86V84L161 85V87ZM167 86V87H168ZM172 86V88L171 87H168V88H171V89H169V91L170 90H174V88H173V85H171ZM139 87H137V89H143L144 87H142V88H139ZM160 87V88H161ZM163 87H165V88H163ZM162 88L165 90V92L166 93H164L166 96H167V98L166 99H169V101L167 102V104L169 103V102H171V104L173 105V104H175L176 103V106H174L175 108L179 105L183 110H184V113H183V111H182V113L183 114H185V109H184V101H182L181 103L183 104H181L180 103V101H181V99L182 98H184V97H182L181 98V96L179 97L180 99H178V96L176 97L177 99V101H179V103H178V105H177V102H176V100H175V96H176V93H174L175 94V96H174V101H172V98L170 97V95L172 96L173 94L171 93V92H173V91H171L170 93L168 92V88L164 85ZM128 88V87H127ZM131 88H133V87H131ZM154 88V87H153ZM189 88H191V86H189L188 87V89ZM193 88H194V86H193ZM199 88V87H198ZM214 88H215V86H214ZM134 89V88H133ZM136 89V88H135ZM136 89V92H138V90ZM145 89V88H144ZM157 89V88H156ZM195 89V88H194ZM212 90H213V87L211 88ZM216 89H218V88H216ZM222 89V91H224L223 93L222 92H220V90ZM228 89V90H229ZM132 90V89H131ZM131 90H130V92H131ZM147 90V89H146ZM146 90H143L145 93H147L146 92ZM150 90L151 89H148V91L150 92ZM163 90V91H164ZM196 90V89H195ZM202 90V89H201ZM208 90V93H209V96H210V89H207ZM207 90H206V92H207ZM211 90V91H212ZM124 91H125V89H124ZM140 91V90H139ZM152 92H155V90H151ZM157 91V90H156ZM177 90H175V92H176ZM179 91H181V90H179ZM193 91V90H192ZM203 91H205V90H203ZM216 91V90H215ZM143 92V93H144ZM148 92V93H149ZM162 92V91H161ZM168 92V93H167ZM188 92V91H187ZM189 92H190V90H189ZM196 92V91H195ZM202 93V91H198L197 93H200L201 94V96H203L204 94V97L206 96V94L207 93ZM132 93V92H131ZM147 93V95H149ZM182 93V92H181ZM192 93V92H191ZM196 93V94H197ZM213 93H214V91H213ZM120 94H121V92H120ZM137 95H139V93H136ZM135 94V95H136ZM150 94H152L151 92H150ZM155 94V93H154ZM153 94V95H154ZM157 94H158V92H156V95H154V96H156V98H157ZM162 94V93H161ZM168 94H169V96H168ZM178 94V93H177ZM184 94V93H183ZM182 94V95H183ZM188 94V93H187ZM211 94H212V92H211ZM216 94V93H215ZM225 94H227V93H225ZM229 94H230V96H229ZM132 95H134V94H132ZM137 95H136V97H137ZM142 95H144V94H142ZM152 95V96H153ZM165 95H163V96H165ZM180 95V94H179ZM197 95H199V94H197ZM197 95H194L193 97H194V101H196V102H200V100L198 101V100H195V99H197ZM208 95V94H207ZM119 96H121V95H119ZM140 96H141V94H140ZM145 96V95H144ZM185 96V95H184ZM192 96V95H191ZM190 96V98H193V97H191ZM217 96V95H216ZM147 97V96H146ZM185 97H187V96H185ZM206 97H208V96H206ZM213 97H215V95H213ZM212 97V95H211V100L212 101H215V100H217V99H212L213 98ZM143 98V97H142ZM155 98V97H154ZM154 98H149V96L147 97V99H149V100H151L152 101V105H151V107H153V104H154V102H156L157 103V101H155L156 100V98L154 99ZM165 98V97H164ZM200 98H203V97H200ZM200 98H198V99H200ZM210 98H205V100L207 99V100H210ZM215 98H219V97H215ZM221 98V97H220ZM166 99H165V101H162V102H166ZM171 99V100H170ZM188 101L190 100V99H188V98H186ZM222 99V98H221ZM139 100V99H138ZM154 100V101H153ZM204 100V98L202 99V103H203V101H204V103H206L207 104V102ZM210 100V101H211ZM222 100V102H224ZM142 101V100H141ZM194 101H192V103L191 102H187L188 104L190 103V107L192 108V106H193V104H194V108H195V105L196 104H199V103H194ZM208 102V106H210L211 107V104H218V105H221V103L219 104V103H217V102H213V103H211V102ZM218 101L219 102H221L220 101V99H218ZM173 102V103H172ZM201 102H200V104H201ZM139 103H140V101H139ZM142 103V102H141ZM145 103V102H144ZM156 103H155V108H157L158 106V104H159V100H158V103H157V105H156ZM209 103H210V105H209ZM146 104V103H145ZM145 104H144V106H145ZM170 104V103H169ZM181 104V105H180ZM188 104H186V106L188 105ZM206 104H203V106L204 107H206L207 108V105ZM150 105V103L148 104V106ZM206 105V106H205ZM217 105V106H218ZM223 105V106H222ZM221 106L222 107H226L225 106V103L224 104H222ZM256 105H259V106H257V108H255V106ZM143 106V107H144ZM157 106V107H156ZM171 106V105H170ZM173 106H171L172 108H174ZM189 106H188V110H189ZM200 106V105H199ZM202 106V105H201ZM200 106V107H201ZM212 106H214V105H212ZM221 106H218L219 108L221 107ZM170 107V108H171ZM196 107H197V105H196ZM199 107V109L201 110V109H203L202 107L200 108ZM230 107H228V108H230ZM146 108V107H145ZM149 108V107H148ZM167 108V107H166ZM169 108V107H168ZM171 108V109H172ZM181 108H180V110H181ZM190 108V110H192ZM193 108V110H195ZM198 108V107H197ZM196 108V109H197ZM209 108V107H208ZM218 108V109H219ZM153 110H154V108H152ZM178 110H176L177 112L179 111V107L177 108ZM186 109V111L188 112V110ZM221 109L222 108H220V111H221ZM224 110H225V108H223ZM222 109V110H223ZM144 110V109H143ZM193 110H192V112H190V113H193ZM209 110V109H208ZM216 110V109H215ZM226 110H228L229 111V109H227V107H226ZM147 111V110H146ZM158 111V110H157ZM156 111V112H157ZM172 111H174V110H172ZM202 111V110H201ZM201 111H200V114L199 115H201L202 113H201ZM217 111V110H216ZM228 111H226L224 114H225V116H228V115H232L231 117L232 118H234V117H236V116H234L233 114H232V112H230L229 114L227 113ZM150 112V111H149ZM171 112V111H170ZM169 112V113H170ZM177 112H173V113H177ZM188 112V114H190ZM197 112V111H196ZM211 112H213V110L211 111ZM85 113V112H84ZM140 113V112H139ZM143 113V112H142ZM168 113V114H169ZM172 113V114H173ZM178 113H181L180 111L178 112ZM177 113V114H178ZM204 113V112H203ZM228 115H227V114ZM171 114V115H172ZM193 114H195V111H194V113ZM197 114V113H196ZM204 114H207L206 112L204 113ZM204 114H202V115H204ZM212 114V113H211ZM87 115V114H86ZM151 115H152V113H151ZM174 115V114H173ZM187 115V114H186ZM191 116L190 117H192V114H190ZM201 115V117H203ZM218 115V114H217ZM220 115H221V112H220ZM149 116V115H148ZM167 116H169V115H167ZM177 116V115H176ZM176 116H174V117H176ZM178 116H183L182 114H178ZM177 116V117H178ZM207 116V115H206ZM83 117V116H82ZM150 117V116H149ZM152 117V116H151ZM150 117V118H151ZM173 117V118H174ZM183 117H185V115L183 116ZM182 117V118H183ZM187 117L189 118V115H187ZM187 117H186V121H185V123L183 122L184 120H185V118H183L184 120H182V119H180L179 117L177 118V119H180V120H182V122L181 123H184V124H186V122L187 123H189V122H191V121H189L188 122V120L189 119H187ZM197 117H199V116H197ZM208 117V116H207ZM217 117V116H216ZM230 117V116H229ZM237 117H236V119H237ZM149 118V119H150ZM156 118V117H155ZM172 118V119H173ZM218 118V117H217ZM217 118L215 119L216 121H217ZM227 118V122H228V120H230V122H228V123H230L231 124V120H232V118H230V119H228V117H226ZM151 119H153V118H151ZM176 119V118H175ZM198 119V118H197ZM219 119H221V118H219ZM218 119V120H219ZM146 120V119H145ZM143 121V122H146V121ZM155 120V119H154ZM190 120H194V118L192 117V118H190ZM199 120V119H198ZM222 120V119H221ZM149 121V120H148ZM155 121H157V120H155ZM154 121V122H155ZM171 121V120H170ZM173 121H175V120H173ZM179 121V120H178ZM200 121V120H199ZM226 120H223L222 121V123L223 122H225ZM232 121H234V120H232ZM150 122H151V120H150ZM197 122V121H196ZM152 123V122H151ZM177 123V122H176ZM193 123V122H192ZM191 123V124H192ZM226 123V122H225ZM233 123V122H232ZM190 124V123H189ZM190 124V125H191ZM197 124H199V123H197ZM147 126H148V123L146 124ZM152 125V124H151ZM150 125V126H151ZM154 125V124H153ZM178 125H179V122H178ZM196 125V124H195ZM155 126H156V124H155ZM192 126V125H191ZM203 127H201V128H197L196 130H198V131H201L200 129H204ZM151 128H153V127H151ZM189 129V128H188ZM243 129V130H242ZM195 130V131H196ZM238 130H242V132H239ZM150 131H152V130H150ZM187 131V130H186ZM189 131V130H188ZM187 131V132H188ZM197 131V132H198ZM211 131H209V132H211ZM243 131H244V133H243ZM190 132V131H189ZM203 132H206V131H204L203 130ZM239 132V133H238ZM196 133V132H195ZM207 133V132H206ZM205 133V134H206ZM240 133H242V134H240ZM194 134V133H193ZM198 134V133H197ZM200 134V133H199ZM201 134H202V131H201ZM200 134V135H201ZM204 134V133H203ZM204 134V135H205ZM213 134V136H215ZM156 135V134H155ZM185 135H186V132H185ZM240 135V136H239ZM241 135H242V137L243 138H241ZM211 137V140H213V138L214 137ZM188 137H190V136H188ZM204 136H202V138L200 137V139H205V138H203ZM240 137V140L238 139ZM197 138V137H196ZM195 138V139H196ZM192 139V138H191ZM207 139V138H206ZM214 139H216L217 140V138L215 137ZM237 139H238V141H237ZM241 139H243V140H241ZM216 140H213L212 142L214 143ZM151 141H153V140H151ZM197 141H199V140H197ZM220 141V142H221ZM157 142H158V140H157ZM217 142L219 143V141L217 140ZM216 142V143H217ZM251 142H260V143H251ZM183 143V142H182ZM216 143H214L213 145L215 146V144ZM217 143V144H218ZM241 143V144H242ZM149 144V143H148ZM148 144H146V145H148ZM156 144V143H155ZM187 144V143H186ZM216 144V146H218ZM224 144V145H223ZM152 145H154V143L152 144ZM152 145H150V146H152ZM191 145H193V144H191ZM197 145V144H196ZM181 146V145H180ZM183 146V145H182ZM186 146V145H185ZM188 146V145H187ZM204 146H205V144H204ZM216 146H215V148H216ZM144 147V146H143ZM159 147H160V145H159ZM159 147H157V148H159ZM177 147V146H176ZM201 147V146H200ZM207 147V146H206ZM250 147V148H249ZM150 148V147H149ZM148 148V149H149ZM194 148V147H193ZM203 148V147H202ZM213 148V147H212ZM215 148H213V149H215ZM217 148H219V147H217ZM239 148V147H238ZM249 148V149H248ZM154 149V148H153ZM155 149H156V147H155ZM183 149H184V147H183ZM210 149H211V147H210ZM213 149H212V152H213ZM237 149V148H236ZM246 149H247V152L248 153H246L245 151H246ZM156 150H158V149H156ZM195 149H193V151H194ZM206 150V149H205ZM222 150V149H221ZM249 150V151H248ZM144 151V150H143ZM142 151V152H143ZM153 152L154 150H150V152ZM159 152H160V150H158ZM211 151V150H210ZM223 151H221V152H223ZM226 151L228 152V153H226ZM146 152V151H145ZM192 152V151H191ZM199 152H200V149H199ZM208 152V154L210 153L209 151H207ZM219 152V151H218ZM249 152H251L252 154L250 155V153ZM149 153V152H148ZM202 153V152H201ZM200 153V154H201ZM220 153V152H219ZM151 154V153H150ZM149 154V155H150ZM197 154V153H196ZM220 154H222V153H220ZM249 154V155H248ZM145 155V154H144ZM151 155H153V154H151ZM150 155V156H151ZM191 155V154H190ZM211 155V154H210ZM216 155V154H215ZM155 156V155H154ZM192 156V155H191ZM217 156V155H216ZM218 156H219V154H218ZM217 156V157H218ZM222 155H220L219 156V158H221V157H223ZM141 157V156H140ZM139 157V158H140ZM144 157V156H143ZM203 157V156H202ZM214 158V160L216 159V161H214L213 160V158ZM155 158V157H154ZM157 158V157H156ZM143 159V158H142ZM141 159V160H142ZM153 159V158H152ZM161 159H164V158H161ZM167 159V158H166ZM223 159V158H222ZM149 159L147 158V161H148ZM151 160V159H150ZM156 160V159H155ZM159 160V159H158ZM152 161V163H154V161L153 160H151ZM166 161V160H165ZM192 161V160H191ZM196 161V160H195ZM149 162V161H148ZM190 162V161H189ZM200 162V163H199ZM161 163V162H160ZM159 163V165H161ZM166 163V162H165ZM215 163H217V164H215ZM135 164V163H134ZM150 164V163H149ZM169 164V163H168ZM167 164V165H168ZM136 165V164H135ZM152 165V164H151ZM155 165V164H154ZM195 165H192V166H194L195 167ZM133 166V165H132ZM158 166V165H157ZM191 166V167H192ZM154 167H156V166H154ZM191 167H189V169L191 168ZM193 167V168H194ZM192 168V169H193ZM196 169V168H195ZM195 169H193V170H195ZM200 169H198V170H200ZM153 170V169H152ZM164 170V169H163ZM191 170V169H190ZM161 171V170H160ZM159 171V172H160ZM185 172H186V170H184ZM196 172V174L198 173L197 172V169L195 170ZM156 172H158V171H156ZM158 172V173H159ZM167 172V171H166ZM169 172V171H168ZM157 173V174H158ZM161 173H163V172H161ZM171 173V172H170ZM174 173V172H173ZM177 173V172H176ZM180 173H181V171H180ZM179 173V174H180ZM183 173V172H182ZM187 173V172H186ZM204 173H203V176H204ZM169 174V173H168ZM178 174V175H179ZM188 174V173H187ZM186 174V175H187ZM192 174V173H191ZM202 173H199V176L201 175ZM211 174V175H210ZM158 175H160V173L158 174ZM157 175V176H158ZM162 175V174H161ZM180 175H182V174H180ZM193 175V174H192ZM168 176V175H167ZM190 177H191V175H189ZM196 176H198V174L196 175ZM198 176V178H200ZM202 176V175H201ZM160 177V176H159ZM173 177V176H172ZM175 177V176H174ZM177 177H179V176H177ZM217 177H220V175L219 176H217ZM163 178V177H162ZM213 178V177H212ZM164 179V178H163ZM162 179V180H163ZM178 179V178H177ZM192 180L191 181H193V179L194 178H191ZM197 179V178H196ZM219 179H222V180H224L223 178H218V180ZM238 179H239V181H238ZM165 180V179H164ZM187 179H185V182L187 183L188 181H189V179L186 181ZM204 180V181H203ZM205 180H207V181H205ZM218 180H217V183H219L218 185H220L221 184V181H219L218 182ZM136 181V180H135ZM144 182V181H143ZM146 182V181H145ZM184 182V184H186ZM190 182V181H189ZM223 182V181H222ZM235 182V183H234ZM136 183V182H135ZM135 183H131V184H135ZM180 183H182V182H180ZM179 183V184H180ZM192 183V182H191ZM193 183H194V181H193ZM192 183V185H194ZM217 183H216V186H218L217 185ZM142 184V183H141ZM175 184V183H174ZM174 184H173V186H174ZM177 184H178V182H177ZM135 185H137V184H135ZM189 185V188H190V184H186V185H183V183L181 184V187H183V188H186L185 186H188ZM232 185V186H231ZM131 186H133V185H131ZM176 186V185H175ZM133 187H135V186H133ZM178 187V189H179V187H180V185H178L177 186ZM192 187V186H191ZM222 187V188H223ZM224 187V188H225ZM188 188V187H187ZM186 188V189H187ZM198 188V187H197ZM196 188V190L197 191H194L193 190V192H192V189L193 188H190L191 189V192L192 193H194V192H199L201 189H197ZM212 188V189H211ZM143 189V188H142ZM190 189H189V192H190ZM210 189V190H209ZM214 189V190H213ZM225 189V190H226ZM163 190V189H162ZM181 190V189H180ZM185 189H182L181 191H184ZM212 190V191H211ZM231 190V189H230ZM138 190H136V192H137ZM210 191V192H209ZM151 193H152V191H150ZM168 192V191H167ZM173 192V191H172ZM185 192H188V190L187 191H185ZM190 192V193H191ZM212 192V193H213ZM219 192H220V190H219ZM230 192H232V191H230ZM138 193V192H137ZM146 193V192H145ZM177 193V192H176ZM202 193V192H201ZM215 193H213V194H215ZM229 193V194H228ZM139 194H141V193H139ZM153 194V193H152ZM158 194H160V193H158ZM60 195H62V194H60ZM136 195H138V194H136ZM142 195V194H141ZM145 195V194H144ZM143 195V196H144ZM161 195V194H160ZM204 195V194H203ZM148 196H149V194H148ZM172 196V195H171ZM170 196V197H171ZM177 196V195H176ZM226 196H228V200L227 199H225V197ZM90 197V196H89ZM158 197V196H157ZM222 197H223V199H225V200H222ZM136 198V197H135ZM153 198V197H152ZM63 199H64V197H63ZM67 199H68V197H67ZM147 199H148V197H147ZM172 199H173V197H172ZM189 199V200H188ZM192 201H194V199H195V197H192ZM198 199V198H197ZM196 199V200H197ZM216 199H218V200H216ZM98 200V199H97ZM166 200H168V199H166ZM173 200H175V199H173ZM67 201L68 200H66L65 202L67 203ZM93 201V200H92ZM177 201V203L179 202L178 200H176ZM176 201H173V203H171V204H173V206H175L176 204ZM191 201V200H190ZM62 202H64V200H62ZM61 202V203H62ZM166 202V201H165ZM60 203V202H59ZM60 203V204H61ZM77 203V202H76ZM193 203H195V201L193 202ZM192 203V204H193ZM196 203H197V201H196ZM60 204H58L59 206H60ZM63 204V203H62ZM61 204V206H63ZM70 204V203H69ZM161 204V203H160ZM170 204V205H171ZM178 204H182V203H178ZM178 204L176 205V206H178ZM64 205H66V204H64ZM79 206H80V204H78ZM165 205V204H164ZM78 206V207H79ZM165 206H167V205H165ZM169 206V205H168ZM172 206V205H171ZM175 206V207H176ZM71 207V206H70ZM170 207V206H169ZM168 207V209L170 210V209H173L172 207L171 208H169ZM174 207V208H175ZM60 208V207H59ZM63 208H64V206H63ZM62 208V209H63ZM65 208H66V206H65ZM65 208L63 209V210H65ZM80 208V207H79ZM87 208H89V207H87ZM158 208H159V206H158ZM165 208V207H164ZM67 209V208H66ZM76 209V208H75ZM137 209V208H136ZM136 209H134V210H136ZM160 209V208H159ZM167 209V208H166ZM176 209V208H175ZM178 209V208H177ZM183 209V210H184ZM57 210H58V208H57ZM68 210V209H67ZM90 210H91V208H90ZM118 210V209H117ZM120 210V209H119ZM126 210V209H125ZM164 210V209H163ZM69 211H70V209H69ZM84 211V210H83ZM168 211V210H167ZM63 213H64V211H62ZM90 212V211H89ZM137 212V211H136ZM68 213V212H67ZM70 213V212H69ZM75 213H77V212H75ZM83 213V212H82ZM139 213V212H138ZM176 213V212H175ZM62 214V213H61ZM73 214V213H72ZM79 214V213H78ZM92 214V213H91ZM121 214V213H120ZM125 214V213H124ZM123 214V215H124ZM166 214V213H165ZM173 214V213H172ZM181 213H179L178 215H180ZM65 215V214H64ZM88 215V214H87ZM176 216V218H177V220H179V217H178V215L177 214H175ZM185 215H184V217H185ZM211 215V216H210ZM80 216H82V215H80ZM89 216V215H88ZM203 216V217H202ZM215 216V215H214ZM60 217H62V215L60 216ZM110 217V216H109ZM165 218H166V215L164 216ZM163 217V218H164ZM168 219L170 220V216L168 215ZM174 217V218H175ZM183 217V216H182ZM183 217V218H184ZM58 218V217H57ZM120 218V217H119ZM174 218H172V219H174ZM182 218V219H183ZM189 218V217H188ZM196 219H197V217H195ZM198 218H200V217H198ZM63 219V218H62ZM91 219V218H90ZM161 219V218H160ZM167 219V218H166ZM171 219V220H172ZM192 219H194V218H191V220ZM194 219V221H196L197 222V224L198 223H200V225L198 226L196 223H195V226L197 225L198 227H200L201 226V223L202 222H198L199 220L200 221H202L201 219ZM212 219V218H211ZM120 220H122V219H120ZM171 220L169 221V222H171ZM186 221V220H188V219H183V221ZM206 220H203V221H206ZM62 221V220H61ZM60 221V222H61ZM65 221H66V219H65ZM78 221V220H77ZM88 221V220H87ZM86 221V222H87ZM109 221V220H108ZM174 221L175 220H173L172 221V223H174ZM180 221V220H179ZM179 221H175L176 223H177V226H178V228L180 229V230H183L184 232H186L187 231V228L184 230V229H182V227L180 228L179 227V225L181 226L182 224L184 225V222H182L181 224H180V222ZM189 221V220H188ZM194 221H190L191 223H193ZM57 222V221H56ZM92 222V221H91ZM101 222V221H100ZM153 222V221H152ZM164 222V221H163ZM179 222V223H178ZM206 222V223H207ZM137 223V222H136ZM168 223V222H167ZM166 223V224H167ZM176 223L173 225H171V223H169V226H170V228H171V226L173 227V228H175L174 226L176 225ZM187 223V222H186ZM190 223V224H191ZM204 223V222H203ZM203 223H202V226H203ZM205 223V225H207ZM213 223V224H214ZM55 224V223H54ZM160 224V223H159ZM159 224H157V226L159 225ZM164 225H165V222L163 223ZM162 224V225H163ZM179 224V225H178ZM190 224H188V225H190ZM212 224V225H213ZM60 225V224H59ZM67 225V224H66ZM70 225V224H69ZM73 225V224H72ZM153 225H154V223H153ZM152 225V223H151V226H153ZM161 224L158 226V229L160 228V230L163 228V229H165V228H168V225L166 226V227H163ZM187 225V226H188ZM205 225H204V227H205ZM215 225V224H214ZM58 226V225H57ZM62 226V225H61ZM95 226V225H94ZM161 226H162V228H161ZM177 226H176V229H177ZM185 226H186V224H185ZM184 226V227H185ZM186 226V227H187ZM196 226V228L197 229H202V226L200 227V228H198ZM64 227V226H63ZM106 227V226H105ZM155 227V226H154ZM154 227H153V229H154ZM192 227H193V225H192ZM192 227L191 226H189L188 227V229L190 228L191 230H193V232H190L191 230L189 229V231L188 232H190V234L189 233H187V234H189V235H192L193 233H194V229H195V227H194V229H192ZM90 228V227H89ZM92 228V227H91ZM146 228V227H145ZM148 228V227H147ZM172 229V228H171ZM205 229V228H204ZM60 230H62V229H60ZM69 230V229H68ZM67 230V231H68ZM75 230V229H74ZM149 230V229H148ZM159 230V231H160ZM168 230V232H171V231H169V228L167 229ZM166 230V231H167ZM208 230V231H207ZM91 231V230H90ZM165 230H161L160 232H166ZM195 231H197V230H195ZM64 232H65V230H64ZM88 232V231H87ZM159 232V233H160ZM178 232V231H177ZM176 232V233H177ZM204 232V233H203ZM61 233V232H60ZM69 233V232H68ZM67 233V234H68ZM207 233V234H206ZM210 235H209V234ZM162 234V233H161ZM165 234V233H164ZM194 234H196V232L194 233ZM64 235V234H63ZM83 236L84 235H89V233L88 234H82ZM173 235V234H172ZM178 235H179V233H178ZM181 235H182V233H181ZM72 236V235H71ZM83 236H81L82 238H83ZM94 236V235H93ZM169 236V235H168ZM167 236V237H168ZM174 236V235H173ZM193 236H195V235H192V237ZM70 237V236H69ZM89 236H87V238H88ZM171 237V236H170ZM177 237V236H176ZM182 237V236H181ZM184 237V236H183ZM189 236L187 235V238H188ZM196 237H193V240H192V238H191V236L189 237L190 238V240L192 241V243H190V244H188V245H190V246H192L191 244H195V243H198L196 240H195V238ZM63 238V237H62ZM65 238V237H64ZM82 238H80V239H82ZM91 238V237H90ZM90 238H89V240H90ZM174 238V237H173ZM178 238H180V237H178ZM61 239V238H60ZM66 239V238H65ZM84 240H86L85 238H83ZM163 239H164V236H163ZM170 239V238H169ZM216 239H218L220 242H217V240ZM64 240V239H63ZM70 240V239H69ZM69 240H68V242H69ZM181 240V239H180ZM180 240L179 241H175V243L176 242H180ZM186 240V235H185V237H184V240H182V241H184V243L182 242V244H186V243H188V242H186L185 241ZM61 241V240H60ZM77 241H79V240H77ZM188 241H189V239H188ZM195 243H194V242ZM206 241V242H205ZM59 242V241H58ZM88 242H90V241H88ZM95 242V241H94ZM171 241H169V243H170ZM173 242H174V240H173ZM186 242V243H185ZM202 242V243H201ZM77 243V242H76ZM81 243V242H80ZM168 243V242H167ZM100 244V243H99ZM177 244H179V243H177ZM177 244H175V245H177ZM182 244L180 245V246H182ZM200 244H202V245H200ZM78 245V244H77ZM103 245V244H102ZM187 245V246H188ZM197 245V244H196ZM196 245H194V246H196ZM74 246V245H73ZM72 246V247H73ZM173 246V245H172ZM178 246V245H177ZM176 246V247H177ZM184 246H186V245H184ZM194 246H192V247H194ZM65 247H66V245H65ZM184 248V247H183ZM77 249V248H76ZM171 249H173V247L171 248ZM177 249V248H176ZM186 249H187V247H186ZM168 250H170V249H168ZM167 250V251H168ZM181 250V249H180ZM184 250V249H183ZM176 251V250H175ZM174 251V252H175ZM178 251V250H177ZM177 251H176V254H177ZM169 252H171V251H168V253ZM180 252V251H179ZM164 253H166V251L164 252ZM167 253V254H168ZM171 253H173V252H171ZM180 254H182V252H180ZM165 256V255H164ZM167 256V255H166ZM165 256V257H166ZM173 255L171 254V257H172ZM163 257V256H162ZM170 257V256H169ZM194 257V258H193ZM161 257H159V259H160ZM176 257H174V259H175ZM178 258V257H177ZM176 258V259H177ZM201 258V259H200ZM243 258V259H242ZM247 258V259H246ZM163 259H165V258H163ZM163 259H162V261H163ZM167 259H169V258H167ZM171 259V258H170ZM169 259V260H170ZM180 259V258H179ZM208 259H212L211 261H208ZM168 260V261H169ZM172 260V259H171ZM182 260V259H181ZM180 260V261H181ZM191 260V259H190ZM197 260V259H196ZM230 260L231 261H233L232 263L230 262ZM248 260V261H247ZM155 261H157V259L155 260ZM159 261V260H158ZM166 261V260H165ZM164 261V263H167L168 261H166L165 262ZM173 261V260H172ZM178 261V260H177ZM179 261V262H180ZM203 261V260H202ZM205 261H203L202 262V264H204V262ZM257 261H255V262H257ZM152 262V261H151ZM183 262L184 261H182L181 263L183 264ZM197 262H198V260H197ZM201 262V261H200ZM206 262V263H207ZM228 262V263H227ZM251 262H253V261H250L249 263L251 264ZM155 263H157V262H155ZM159 263V262H158ZM164 263H161V264H164ZM205 263V264H206ZM153 264H154V262H153ZM167 264H170V261H169V263H167ZM184 264H186L185 262H184ZM201 264V263H200ZM208 264V263H207ZM254 264V263H253Z\"/></svg>","mask_w":264,"mask_h":264},{"label":"crops","instance_id":"crops-1","mask_svg":"<svg viewBox=\"0 0 264 264\" xmlns=\"http://www.w3.org/2000/svg\"><path fill=\"white\" fill-rule=\"evenodd\" d=\"M64 9L65 0H0V86L11 87L18 62L48 54L50 24L54 34L59 33ZM10 103V97L0 92V105ZM0 264L10 263L0 260Z\"/></svg>","mask_w":264,"mask_h":264}]
</instances>
